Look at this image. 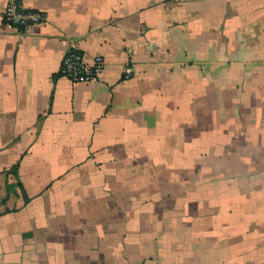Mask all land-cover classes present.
I'll use <instances>...</instances> for the list:
<instances>
[{
	"label": "crops",
	"instance_id": "0c3cea01",
	"mask_svg": "<svg viewBox=\"0 0 264 264\" xmlns=\"http://www.w3.org/2000/svg\"><path fill=\"white\" fill-rule=\"evenodd\" d=\"M22 1L46 20L0 0V264H264V0ZM73 47L96 80L61 76ZM191 169L228 210L159 218Z\"/></svg>",
	"mask_w": 264,
	"mask_h": 264
},
{
	"label": "rangeland",
	"instance_id": "374dc122",
	"mask_svg": "<svg viewBox=\"0 0 264 264\" xmlns=\"http://www.w3.org/2000/svg\"><path fill=\"white\" fill-rule=\"evenodd\" d=\"M215 164L216 160H210ZM232 162V161H231ZM233 163V162H232ZM224 167L227 168V172L230 171L229 165H223ZM215 165L212 166L213 169ZM198 169V167H197ZM197 169H191L192 172L188 173L187 175H181V178L183 180V185L179 186L176 183L174 185H171L170 182L165 181V184L159 183V191H158V197L156 196L154 199V206L152 208L149 207H142V206H137V207H132V206H126L125 211L121 212V205L118 207H115V204L112 203V199L116 198L117 192H110V214L111 218H119V216H129L130 218H133L134 216H137L138 212L143 211L144 209H152L157 213L159 218H216L223 216L226 211L228 210L229 206L222 204L221 208L220 206H216V201H215V196H214V191H213V186L208 187L207 189H199V185L201 183V180L203 177L208 178L210 175H202L199 173V170ZM173 172L174 175L173 177L177 176L178 174L175 172L176 170H180L179 167H173ZM213 171V170H212ZM212 176H219L221 177V172L219 171L218 173L213 174ZM240 176V177H239ZM237 180L242 178L241 180L244 182V176L239 175ZM150 176L148 175H143L139 176L137 180L134 181L133 186L135 187H142L147 188V186L150 188ZM156 176H152L153 179H155ZM167 177H170V175H167ZM130 177L121 175L119 180H117V176H110V181L114 182V185H111V188H117L120 186L122 183H129L130 182ZM133 182V178L131 179ZM240 182V181H239ZM119 183V185H116ZM241 183V182H240ZM157 188V187H156ZM153 189V185H152ZM164 190L168 192H173V198L172 200H168L165 203V200H163V197L160 193V191ZM86 193L85 191H83ZM99 192V191H98ZM133 191H131L132 193ZM242 192L239 195V199L241 200L243 196L245 195V190L238 191ZM99 194H102L100 191ZM119 199H120V204H121V192H119ZM175 198L178 199V201L175 200ZM176 202V203H174ZM82 208V207H81ZM80 208V209H81ZM125 208V207H124ZM95 217L97 214L95 213ZM121 218V217H120ZM188 225L184 224V226ZM191 225V223H189ZM193 229L192 227H190ZM195 228H199V226H195Z\"/></svg>",
	"mask_w": 264,
	"mask_h": 264
},
{
	"label": "built area",
	"instance_id": "2783aa9c",
	"mask_svg": "<svg viewBox=\"0 0 264 264\" xmlns=\"http://www.w3.org/2000/svg\"><path fill=\"white\" fill-rule=\"evenodd\" d=\"M1 18L5 25L24 30L43 23L46 20V14L40 10L25 7L22 0H7ZM104 67L105 59L102 56H96L90 60L82 50L73 47L63 58L60 74L72 83L86 84L96 80ZM131 75L132 70H129L126 77Z\"/></svg>",
	"mask_w": 264,
	"mask_h": 264
}]
</instances>
